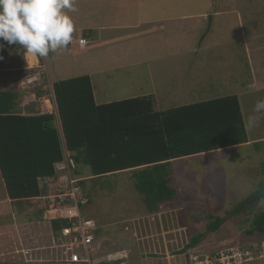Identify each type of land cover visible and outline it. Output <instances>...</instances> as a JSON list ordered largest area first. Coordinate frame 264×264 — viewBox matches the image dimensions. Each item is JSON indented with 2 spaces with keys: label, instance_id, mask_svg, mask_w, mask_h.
I'll use <instances>...</instances> for the list:
<instances>
[{
  "label": "rangeland",
  "instance_id": "obj_1",
  "mask_svg": "<svg viewBox=\"0 0 264 264\" xmlns=\"http://www.w3.org/2000/svg\"><path fill=\"white\" fill-rule=\"evenodd\" d=\"M241 3L242 8L238 3L230 9L231 0H215L208 31L212 0H75L77 11L68 12L75 24L74 39L70 48L59 50L64 54L71 50L72 55L57 65L49 56L41 58L50 87L28 89L41 102L29 107L30 100H21L22 114L35 111L57 116L52 85L89 75L97 104L152 96L156 110L166 111L236 95L242 102L245 125L250 115L259 116L258 126L246 127L250 141L258 143L174 160L171 176L177 198L163 204L158 213L146 210L132 172L94 179L89 167L79 165L74 177L82 179L80 197L89 199L82 215L97 226L94 259L109 257L119 264L121 258H128L129 264H192L196 254L264 246V239L247 235L257 214L264 211V201L229 215L264 183V113H254L250 103L264 100V0ZM222 12L227 14H216ZM130 33L139 37L113 44L111 49L95 46L102 39ZM81 38L89 41L84 50L78 45ZM0 43V78L15 77L19 82L13 92L19 93L21 82L33 72L27 55L17 45ZM26 65L28 74H18L17 69ZM66 160L73 161L68 153L64 164ZM62 177L59 172L43 181L46 195L49 190L57 194V185L66 184ZM2 180L0 172V264H67L61 242L52 248V221L45 220L44 201L6 202ZM211 216L225 219L212 233L207 230ZM40 231L44 251L36 250L34 238L38 236L32 235ZM199 234L204 235L200 244L179 254ZM77 252L85 254L83 249Z\"/></svg>",
  "mask_w": 264,
  "mask_h": 264
},
{
  "label": "trees",
  "instance_id": "obj_2",
  "mask_svg": "<svg viewBox=\"0 0 264 264\" xmlns=\"http://www.w3.org/2000/svg\"><path fill=\"white\" fill-rule=\"evenodd\" d=\"M52 91L57 116L35 111L24 115L18 109L21 94L0 92V172L13 203L46 195L43 181L57 176L56 166L68 153L74 165L89 167L94 179L132 172L146 210L158 213L163 204L177 198L171 176L174 160L249 143L236 95L158 111L152 96L97 104L89 75L56 82ZM262 201L264 183L229 215ZM210 219V233L225 221ZM51 225L58 237L67 223L57 220ZM247 235L264 239V211L257 214ZM203 237H192L179 254L196 247ZM253 245L244 247L252 250Z\"/></svg>",
  "mask_w": 264,
  "mask_h": 264
},
{
  "label": "built area",
  "instance_id": "obj_3",
  "mask_svg": "<svg viewBox=\"0 0 264 264\" xmlns=\"http://www.w3.org/2000/svg\"><path fill=\"white\" fill-rule=\"evenodd\" d=\"M78 45L84 50L89 46V41L86 38H81ZM36 60L37 64L32 66L28 62L29 69L33 72L21 82V91L28 89L32 91L36 87H42L43 84L45 91L47 87H50L45 63L41 62L39 57H36ZM70 166L75 169L71 160H66L65 164L62 162L56 166L57 172H60L64 176L62 179L66 180L64 186L57 185V194H53L49 190V195L36 199L37 201H44L42 203L47 207L44 208L45 219H50V221L62 220L67 223V226L60 230L57 237V240L61 242L60 248L63 249L65 256L63 262L67 264H119L118 259L114 258L106 257L101 260L93 258V256L96 257L97 226L93 220L85 219L82 215V208L88 204L89 199L86 195L83 198L80 197L81 192H83L80 185L81 180L74 177L70 171ZM48 188L51 189L49 186ZM81 249L85 251L84 256L77 252ZM202 254L203 256H198L199 254L192 256V264H251L264 260V246L254 244L252 250L232 248L226 251H216L212 254ZM120 261L122 264H129L128 258H121Z\"/></svg>",
  "mask_w": 264,
  "mask_h": 264
},
{
  "label": "clouds",
  "instance_id": "obj_4",
  "mask_svg": "<svg viewBox=\"0 0 264 264\" xmlns=\"http://www.w3.org/2000/svg\"><path fill=\"white\" fill-rule=\"evenodd\" d=\"M75 11V0H0V40L17 45L24 56L46 58L73 42L75 24L68 12ZM253 112L264 113V100L256 103ZM258 123L259 116L250 115L246 127L253 129Z\"/></svg>",
  "mask_w": 264,
  "mask_h": 264
},
{
  "label": "crops",
  "instance_id": "obj_5",
  "mask_svg": "<svg viewBox=\"0 0 264 264\" xmlns=\"http://www.w3.org/2000/svg\"><path fill=\"white\" fill-rule=\"evenodd\" d=\"M242 1V0H241ZM241 1L240 0H231V5H230V9H232V8H237V5H238V3H240V6L238 7V8H242V3H241ZM236 10V9H235ZM235 10H233V12H235ZM237 11H238V9H237ZM216 14H227V12H222V13H216ZM213 16H214V12H213ZM183 21V20H182ZM181 21V22H182ZM146 24H148V23H146ZM141 28V27H140ZM140 28H137V29H134V30H139ZM127 29V28H126ZM149 29V28H148ZM155 29H157V28H155ZM154 29V30H155ZM128 30V29H127ZM147 30V29H146ZM135 31V32H136ZM134 32V33H135ZM139 34L137 33V34H133V33H130V34H127V36H124V37H118V38H116V37H111L109 40H106V41H104L103 39L101 40V43L100 44H95V46H97V45H100V46H102V47H107L108 49H111V48H113V47H111L113 44H116V43H120V42H122V41H127L128 43L129 42H132V41H134V40H136L137 39V37H139L138 36ZM92 38V37H91ZM115 38V39H114ZM136 42V41H135ZM72 45V43L69 45V48H70V46ZM261 46H262V44H261ZM66 51V50H65ZM67 53L66 54H64V53H61L60 51H57L56 53H51L50 52V54H49V57H51L50 59H53V61H54V63H53V65H57V64H59V63H64L63 61H65L67 58H69V56L68 55H72V53H71V50H69V51H66ZM29 59V60H28ZM33 59H32V57L31 56H27L26 57V61H27V64H28V62L30 63V65L32 66V65H34V64H36V62H34L36 59H34V61H32ZM52 62V61H51ZM27 69H28V66L26 65L25 67H20V68H18L17 70H18V74L21 72V73H25V72H27V74H28V71H27ZM4 71H6V70H4ZM26 74V73H25ZM18 82L19 81H15V77L13 78V76L12 77H9V76H3V77H1L0 78V92H8V91H13V87L14 86H16L17 84H18ZM262 89H260V90H256V94H257V92L258 93H261L260 91H261ZM16 92V91H15ZM19 93L21 94V96H20V98H19V103H21L22 105H24V101L23 102H21V100H25V101H27V100H30L31 102H30V104L29 105H27V106H29L30 107V105L32 104V103H34L35 101L37 102V100H38V102H41V99H40V97L36 94V93H34V92H26V91H19ZM31 93V94H30ZM30 94V95H29ZM256 96V95H255ZM239 97V96H238ZM239 99H240V97H239ZM251 99H253V96H252V98ZM249 101H251L250 99H249ZM240 103H241V106H242V102H241V99H240ZM251 103V105L253 104V109H254V107H255V101H254V99L252 100V102H250ZM20 104V105H21ZM39 108H40V105H39ZM252 109V110H253ZM242 110H243V108H242ZM47 113V112H46ZM24 115H26V114H24ZM244 115V114H243ZM254 143H258V142H252V141H250V139H249V143L247 144V145H250V144H254ZM92 177V176H91ZM3 181V180H2ZM4 183V182H3ZM4 188H5V185H4ZM5 192H6V190H5ZM10 202L11 204L13 203V202H11V200L8 198V196H7V193H6V202ZM45 214H46V212H44V216H45ZM45 220H47V219H45ZM50 227H51V231H52V233H51V235H52V237H53V247L52 248H54V247H56V241H58L57 240V237L54 235V233H53V230H52V225L50 224ZM32 235H33V237H37V238H34V241L35 242H37V249L36 250H38V251H40V250H42V251H44L43 249H44V244L43 243H41L42 241V238H44V235H42V232L40 231L39 233H36V232H34V233H32ZM51 237V236H50ZM28 249V248H27ZM27 249H25V251L27 250ZM37 251V252H38ZM49 251V250H48ZM30 252V251H29ZM38 254V253H37ZM28 255V254H27ZM39 255H44V253H40ZM37 261H39V262H41L42 263V261H44V260H37Z\"/></svg>",
  "mask_w": 264,
  "mask_h": 264
},
{
  "label": "water",
  "instance_id": "obj_6",
  "mask_svg": "<svg viewBox=\"0 0 264 264\" xmlns=\"http://www.w3.org/2000/svg\"><path fill=\"white\" fill-rule=\"evenodd\" d=\"M212 12H211V15L208 17V19H209V27H208V31H209V29H210V27H211V24H212V22H213V10H214V3H215V0H212Z\"/></svg>",
  "mask_w": 264,
  "mask_h": 264
},
{
  "label": "bare ground",
  "instance_id": "obj_7",
  "mask_svg": "<svg viewBox=\"0 0 264 264\" xmlns=\"http://www.w3.org/2000/svg\"><path fill=\"white\" fill-rule=\"evenodd\" d=\"M47 106H48V108H51V109H52V107H51V106H52V102H50V101L47 102ZM49 111H50V110H49Z\"/></svg>",
  "mask_w": 264,
  "mask_h": 264
}]
</instances>
